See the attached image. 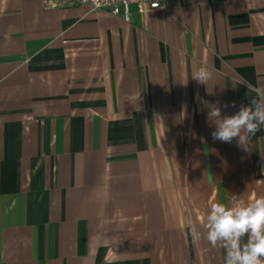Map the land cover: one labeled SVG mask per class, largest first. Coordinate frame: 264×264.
<instances>
[{
  "label": "crops",
  "instance_id": "0c3cea01",
  "mask_svg": "<svg viewBox=\"0 0 264 264\" xmlns=\"http://www.w3.org/2000/svg\"><path fill=\"white\" fill-rule=\"evenodd\" d=\"M59 3L0 0V264H225L206 215L264 196V125L213 140L208 105L264 94V0Z\"/></svg>",
  "mask_w": 264,
  "mask_h": 264
},
{
  "label": "clouds",
  "instance_id": "9594fccd",
  "mask_svg": "<svg viewBox=\"0 0 264 264\" xmlns=\"http://www.w3.org/2000/svg\"><path fill=\"white\" fill-rule=\"evenodd\" d=\"M212 78V69L201 66L193 73L192 79L207 85ZM246 86L248 90L251 88ZM208 106L209 120L215 124L211 133L213 140L230 143L235 139L238 147L248 151L249 137L264 125V94L252 98L249 106L242 105L232 116L222 117L218 102ZM236 197L233 195L227 203L217 201L210 205L204 224V238L212 248L225 250V264H264V196L248 201H237ZM188 226L193 238L199 240L201 233L194 225Z\"/></svg>",
  "mask_w": 264,
  "mask_h": 264
},
{
  "label": "built area",
  "instance_id": "2783aa9c",
  "mask_svg": "<svg viewBox=\"0 0 264 264\" xmlns=\"http://www.w3.org/2000/svg\"><path fill=\"white\" fill-rule=\"evenodd\" d=\"M192 1L196 0H60L59 5L65 6L68 3L74 2L88 7L91 11L108 10L114 15H122L126 21H131L132 6H136L139 12L145 13L149 10L167 11L173 5L185 4Z\"/></svg>",
  "mask_w": 264,
  "mask_h": 264
}]
</instances>
